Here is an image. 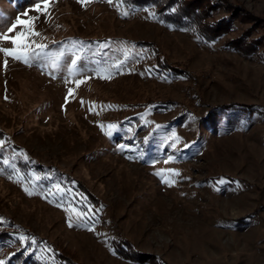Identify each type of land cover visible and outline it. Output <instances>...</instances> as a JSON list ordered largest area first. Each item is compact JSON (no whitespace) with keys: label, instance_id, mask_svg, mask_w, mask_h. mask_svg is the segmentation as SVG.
Returning a JSON list of instances; mask_svg holds the SVG:
<instances>
[{"label":"rangeland","instance_id":"obj_1","mask_svg":"<svg viewBox=\"0 0 264 264\" xmlns=\"http://www.w3.org/2000/svg\"><path fill=\"white\" fill-rule=\"evenodd\" d=\"M36 3L0 0V28L39 16L50 53L31 67L9 57L7 69L0 53V232L12 237L0 262L264 264V0H219L202 21L243 18L213 39L160 21L151 3L49 0L50 15ZM244 31L261 44H227ZM56 185L62 200L48 195Z\"/></svg>","mask_w":264,"mask_h":264},{"label":"snow or ice","instance_id":"obj_2","mask_svg":"<svg viewBox=\"0 0 264 264\" xmlns=\"http://www.w3.org/2000/svg\"><path fill=\"white\" fill-rule=\"evenodd\" d=\"M83 5H87V3L93 2V0H78ZM108 3H112V0H107ZM120 3H123V0H120ZM50 8V3L49 0H37V3L35 5L34 11L44 14V15H50V12L48 11ZM24 15H27L25 13ZM122 15L127 16L128 13L127 11L123 12ZM39 19V16L36 17H31L28 20L21 19L20 17H17L15 23H11V26L7 27V31H3L2 28H0V42H9L12 47H3L0 46V53H3L5 59L3 61V64L5 66V69H7V64H8V58L10 57L11 59L15 61H20L24 63L25 65L31 67L33 64H36L37 66H40L41 62L44 61L45 59L48 58L50 53L47 51L48 50V45L38 43L37 40L35 39L36 37H40L41 39H44L42 37V34L38 31L35 30V21ZM21 26L20 31H16L17 27ZM15 35H10L11 33H14ZM101 48L106 47L105 44L100 45ZM64 57L63 52H59L55 55V58L52 61V67L53 68H58L59 67V61L62 60ZM127 54L125 55V61L127 60ZM82 59L81 56H74V58L71 60V65L72 67L69 69V75L70 76H78L80 75V72H77L76 69L78 68V62ZM125 61H120L114 65L115 69H119L122 67L123 63ZM83 70V69H81ZM95 74L101 78V79H111L112 78V69L107 68V67H101L98 66L96 69L93 70ZM103 73V74H101ZM55 78V77H53ZM75 83L76 87L78 88L81 83H84L85 81L80 80V79H73L72 81L66 80L65 83ZM74 92V89L69 88L68 93L69 96H72ZM7 99V97H5ZM65 102H68V97L65 98ZM83 100H81V104H83ZM110 107V106H109ZM90 111L93 109L90 108ZM100 127L102 130L104 129V125L101 124ZM109 129L115 128V125H108L107 126ZM107 135H111V132H107ZM176 140H179V137H176ZM4 141L0 140V147H3ZM121 149L123 150L124 146H120ZM143 159V157H140ZM174 157H169L168 160L165 161V163L170 162L173 160ZM5 164H8V161H4ZM171 175L178 176L179 173L175 172L174 170H168ZM157 176H159L162 180V182L168 184L169 186H172L173 183H175L174 180L169 179L166 175L164 170H160L155 173ZM9 179H12V176L8 177ZM25 179V177L17 176V181L16 182H21ZM223 183V181H221ZM57 188V191L55 193L49 191L48 195H52L53 197H60L61 200L63 199L64 196L68 194V190L61 189L59 185L55 186ZM25 192H27L28 195H33V194H39L35 193L34 191H30L29 188L26 186L24 188ZM45 199H47V195L44 196ZM52 202V201H50ZM57 206H61V204H57ZM66 211H73L77 218L82 220L84 222V226H87V221L91 219V217L87 216L85 212L79 209H74V208H69L65 209ZM89 211H91L89 209ZM98 222V221H95ZM69 226L72 227L73 224L71 221L69 222ZM79 226V225H78ZM88 230L90 231H95L94 223L92 226L88 227ZM24 237H21V240H23ZM35 243V241H33ZM0 264H3V262H0Z\"/></svg>","mask_w":264,"mask_h":264},{"label":"trees","instance_id":"obj_3","mask_svg":"<svg viewBox=\"0 0 264 264\" xmlns=\"http://www.w3.org/2000/svg\"><path fill=\"white\" fill-rule=\"evenodd\" d=\"M128 4H146L151 3L158 14V19L166 24H171L172 26L178 28H191L195 31L201 38L204 39H213L217 36L221 35L223 32H228L232 29V19L234 17L241 15L236 13H230L227 16H222L219 19L214 21H202L206 20L205 17L209 16L211 8L214 5L218 4L219 0H207L209 5H205L204 0H125ZM221 2L223 0H220ZM213 2V3H212ZM217 2V3H214ZM210 6V7H209ZM209 7V9H208ZM243 18V17H242ZM259 37L251 38L248 33L245 31L235 36L233 39L227 41V44L231 47L236 49H243L245 46L248 48H255L256 44H261ZM262 44H264L262 42ZM262 54H264V49H262ZM180 72V71H178ZM12 238L8 232H0V244L7 245V242ZM5 247V246H4ZM135 258H140L139 256L134 255L130 252ZM12 259L7 258V261L10 264H16L18 261L19 263H27L30 264H38L34 259L29 257L28 255H22L21 253L17 254L15 257L12 256ZM58 264H78L75 261L71 260L66 256H59L58 257ZM18 263V264H19Z\"/></svg>","mask_w":264,"mask_h":264}]
</instances>
